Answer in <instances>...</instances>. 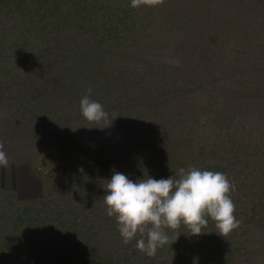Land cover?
<instances>
[{
  "label": "trees",
  "instance_id": "1",
  "mask_svg": "<svg viewBox=\"0 0 264 264\" xmlns=\"http://www.w3.org/2000/svg\"><path fill=\"white\" fill-rule=\"evenodd\" d=\"M102 1L0 0V82H4L6 87L17 89L12 86V79L15 77L10 75H19L17 78L29 80L28 85H25L26 92L21 91L24 95L23 103L18 101L16 103L18 107L15 113L18 119L17 126L39 123V118L33 117L35 115L32 113L33 108H37L38 113L41 110H51V114H56L59 102L58 97L55 98L53 95L66 90L74 100L71 114L73 121L81 120L78 124L83 127L82 132H88L91 127L95 126L86 125L92 122L86 121L80 111L79 101L86 93L84 88H91L90 98L100 102L104 108L110 107L112 103L113 99L110 98L112 96H109V93L114 89L124 91L126 101L134 104L132 109L135 113L143 117L149 114L153 118V122L148 127L150 130L148 134L132 135L130 130L133 125L131 124L130 128L125 129L130 140L129 149L127 148L125 152L133 150L134 156L137 155L136 152H139L138 155H144V158L148 159L145 161L148 173L135 169L138 176L144 174L145 177L148 175L154 179H166L170 176L178 178L176 174L180 168L196 167L201 170L220 171L227 174V177H230V172H234L237 178H243V185L248 187L246 191L237 188L230 193L235 204L234 215L240 221V225L229 235L220 237L210 218L207 227L202 229L203 233L199 236L190 235L189 230L182 224L179 228L180 235L176 240L177 234L169 230L170 240L164 245L166 248L164 254L169 256L165 259H161V256H146L145 260L138 264H221L220 253L224 255V261L230 257V261H234L231 264H256L254 261L255 244L261 242V237L264 235L256 234L259 228L264 231V139L258 140L257 143L255 141L250 143L248 140L242 145L241 138L238 141L235 139L231 141V136H228L230 138L226 139L228 141L226 145L230 147L231 152L222 154L220 157L216 149L218 141L223 142L224 140L219 136L215 137V143L193 141L196 136L189 134L187 129L184 130L186 125H183V121L177 118V115L183 112V96L181 95L183 90L187 89L183 87V81H171L168 85L167 80H164V71L160 69L161 66L153 67L149 61L141 57L146 54L147 49L150 50L149 57L151 54V40L146 39L150 34L143 32L147 28L139 25L140 22L136 21L137 19L133 23L131 17H123L122 6L125 5L122 2L107 0L103 4ZM260 3V1L255 2L256 5ZM191 4L195 3L191 2ZM179 7L181 10L182 5L179 4ZM192 7L195 6H188L187 10H183V14L180 15L182 23L188 22L192 15L191 11L194 10ZM219 8L218 18L226 15L228 19L224 28L226 32L219 34L224 39H230L231 43L240 42L238 51L235 53L239 78L233 81L236 87L242 89V100L250 103L248 108L242 107L256 113H264V107L261 110V105L253 100L251 95L256 94L263 97L264 93V91L258 93L260 88H264V19H258L261 25L259 21L249 20L246 29H243L247 34L243 33V36L235 39L230 36V31L239 27V23L245 20L241 16L245 6L226 5L225 7L223 5ZM239 8L242 9L238 10ZM258 12L260 15L264 13L263 10H258ZM99 13H101L99 18H90V15L94 17ZM217 16H214L215 21ZM127 21L137 34V36L130 35V39L134 37L148 42L147 46L144 45L140 51L135 46L136 39L130 40L131 42L124 39L119 43H106L110 37L114 39L119 37L121 40L123 31L126 30L121 27H126ZM90 22L96 24L88 25ZM204 26L203 23L201 29ZM218 35L215 36L218 38ZM64 39L67 41L64 42ZM214 42L215 40L211 38V41L208 40L202 44ZM156 47L163 51L166 49L162 45H156ZM156 47H152L154 51ZM192 47L188 44L181 45L179 52L182 54L187 52L186 56L190 57L194 52ZM69 56L75 58L71 66L67 64L71 63ZM134 56L142 59L140 75L132 72L125 64L120 65L117 62V60H127ZM10 64L14 66L12 71H10ZM57 84H60V87L57 88ZM71 85L78 86V91L74 92ZM17 90H14V94L19 93ZM51 98L58 103H49L48 100ZM227 98L230 101L231 97ZM260 99L263 101V98ZM11 100L15 101V99ZM169 101L171 104L168 105ZM12 106L15 108L13 102ZM262 130L259 135L263 138L264 128ZM119 133H122V130ZM236 145L238 146L235 148ZM95 159L92 163L96 167L100 165L97 163L100 158ZM116 169L123 173L120 161L116 164ZM91 170L93 169L90 168ZM151 172L153 175L150 174ZM91 174L95 182L111 178L110 176L95 178L92 171ZM101 203L104 205L103 200ZM248 213L250 215H247ZM114 225L117 230L116 221ZM99 226L96 229L110 235L104 224ZM75 229L77 230L66 236L65 244L62 242L64 236L57 234L55 237L57 248L52 257L43 251L36 252L26 247L21 251L13 250L11 256L9 254L11 263L7 261L6 264H111V258L106 257V250L91 247L105 243L96 242L99 239L94 238L87 230L83 234L82 231L79 232L78 227ZM117 235L118 232L105 237L104 241L108 240L109 243L116 244ZM250 244L252 245L249 247V258H245V250ZM210 248L219 250L217 256L216 251H210ZM131 257L133 255H122L119 263L125 264Z\"/></svg>",
  "mask_w": 264,
  "mask_h": 264
},
{
  "label": "rangeland",
  "instance_id": "2",
  "mask_svg": "<svg viewBox=\"0 0 264 264\" xmlns=\"http://www.w3.org/2000/svg\"><path fill=\"white\" fill-rule=\"evenodd\" d=\"M105 1L107 0H103L102 3L105 4ZM111 1L122 2L125 5L122 6L123 17H131L132 22L137 19L136 21L140 22L139 25L147 28L143 32L150 34L146 39L151 40L150 45L153 48L156 45L166 47L164 51L157 47L154 51L150 47V57L149 49L145 50L146 54L141 57L149 61L153 67L161 66L160 69L164 71V80H167L168 85L171 81H183V87L187 89L183 90L181 95L183 96V112L177 115V118L183 121V125H186L184 130L187 129L189 134L196 136L193 141L215 143V137L219 136L224 140L223 142L218 141L216 149L220 157L222 154L231 152L230 147L226 145L228 144L226 139L230 138L228 136H231V141L234 139L238 141L241 138L242 145L248 140L250 143L254 141L257 143L258 140L264 139V135L263 138L259 135L264 128V113H256L245 108H248L250 103L242 100V89L236 87L233 81L239 78L235 53L238 51L240 42L231 43L230 39H224L219 34L226 32L224 28L228 19L226 15H222L221 18L217 16L220 6H245L241 14L245 20L241 23L237 21L240 26L230 31L231 37L240 38L243 33L247 34L243 29H246L249 20L259 21L261 25L258 19L263 20L264 13L260 15L258 10L264 12V0H163L161 4L154 7L140 6L137 8L130 6L131 0ZM259 1L260 5H256L255 2ZM128 2H130L129 5ZM191 2L195 4L190 5ZM179 4L182 5L181 10ZM188 6L195 7H192L194 10L191 11L192 15L188 22L182 23L180 15L183 14V10H187ZM240 9L242 8L238 10ZM100 14H95L94 17L90 15V18H99ZM214 16H217L216 21ZM203 23L205 26L201 29ZM90 24L96 23H88ZM129 24L127 21L126 27H121V29H126L123 31L121 40L119 37L118 39L110 37L106 43H119L124 39L129 42L134 41L136 38L130 39L129 36H137V34ZM210 26L212 27L209 28ZM215 35H218V38ZM211 38L215 40L214 43L202 44V42L211 41ZM194 42L197 43L194 44ZM147 44L148 42L144 39L135 40V46L139 51ZM185 44L193 46L194 52L190 57L186 56L187 52L183 54L179 52V47ZM69 57L71 63L67 64L71 66L75 58ZM141 61L140 57L135 56L127 60H117L120 65L125 64L132 72L139 75L142 73ZM9 67L10 71L14 70L13 65L10 64ZM10 76L15 77L12 79V86L18 90L10 86L6 87L4 82H0V141L4 143L9 160L8 167L0 168V264H6L7 261L11 263L9 258L11 252L21 251L26 247L36 252L43 251L52 257L57 248L55 246L57 234L64 236L62 242L65 244L66 236L77 230L75 229L77 227L80 229L79 232L82 231L84 234L88 231L94 238L99 239L96 242L105 243L91 247L106 250V257L111 258V264H120L119 258H122V255H133L125 264H138L144 261L146 255L136 249L139 237L134 238L127 245L122 243L118 228L116 230L115 225L113 226L116 221L115 217H109L106 207L101 203L106 194L103 188L104 181L108 179L95 182L91 171L95 178L111 177L113 170L117 171L116 164L120 161L123 174L133 181L144 175L138 176L135 169L148 173L145 164L148 159L144 158V155H138L139 152H136L137 155L134 156L133 150L125 152L130 142L125 129L130 128L131 124L133 125L130 130L132 135L148 134L150 132L148 127L153 122L152 116L147 114L143 117L135 113L132 109L134 104L126 101L124 91L114 89L109 94L106 92L112 96L110 98L113 100H111L110 107L104 108L109 114V122L113 119L111 124L105 127V122H92L86 125L95 127H91L88 132H82L83 127L78 124L81 120L74 122L73 115H71L73 97L64 90L53 95L55 98L58 97L59 102L56 114H51V110H41L38 113L37 108H33L32 113L35 114L33 117L39 118V123L17 126L18 119L15 113L18 107L16 103L17 101L23 103L22 92H26L25 85H28L29 80L17 78L19 75ZM56 87H60V84ZM72 88L75 92L79 87L72 86ZM88 89L85 87L84 91L87 92ZM14 90L20 94L17 93V96ZM260 91H264V88L258 90L259 94ZM251 95L263 110L264 93L263 97L256 94ZM227 97H231L230 101ZM260 98H263V101ZM52 99L48 102L58 103ZM169 104H171L170 101ZM121 130L122 133H119ZM103 144L107 146L104 147ZM180 155L183 157V153ZM97 157L101 159L97 160L101 166L95 167L92 162ZM90 168L93 170L90 171ZM150 174L153 175V172ZM229 175L228 178L234 183L235 189L248 190V187L243 185L242 177L237 178L234 172H230ZM101 224L106 226L110 235L118 232L116 244H111L108 240V243L104 241V238L110 235L96 229ZM165 231L169 233L168 229ZM177 231L180 233L179 229ZM177 231H174V234H177ZM256 234H264V231L259 228ZM252 244L246 248L245 258H249V247ZM255 245L254 261L256 264H264V235L261 237V242ZM164 247L157 249L155 257L161 256V259H165L169 256L164 254L166 249ZM210 249V251L215 250ZM215 251L217 256L219 250ZM219 255L221 264L234 262L230 261V257L224 261V255L222 253ZM46 260H48L47 256Z\"/></svg>",
  "mask_w": 264,
  "mask_h": 264
},
{
  "label": "clouds",
  "instance_id": "3",
  "mask_svg": "<svg viewBox=\"0 0 264 264\" xmlns=\"http://www.w3.org/2000/svg\"><path fill=\"white\" fill-rule=\"evenodd\" d=\"M162 2L131 0L130 6L154 7ZM90 94L91 88L79 101L83 118L88 122H105L108 127L113 119L109 122L104 106L92 100ZM8 166V154L0 141V168ZM176 176L178 178L154 179L143 175L133 181L113 170L111 178L104 181L106 194L103 202L107 215L115 217L122 243L127 245L139 237L136 249L154 257L158 248L169 243L170 237L165 229L177 231L183 224L190 235L199 236L210 218L223 238L239 227L240 221L234 215L235 204L230 195L235 191V185L227 174L189 167L180 168ZM179 235L177 231L175 240Z\"/></svg>",
  "mask_w": 264,
  "mask_h": 264
}]
</instances>
